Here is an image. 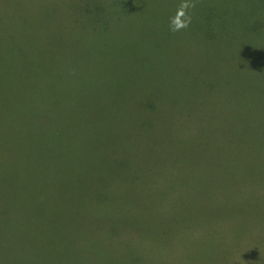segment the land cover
<instances>
[{
    "label": "trees",
    "instance_id": "obj_1",
    "mask_svg": "<svg viewBox=\"0 0 264 264\" xmlns=\"http://www.w3.org/2000/svg\"><path fill=\"white\" fill-rule=\"evenodd\" d=\"M60 1L46 3L52 29L38 24L35 40L20 41L9 30L0 42V264L248 262L211 248V188L196 176L223 170L209 158L219 152L233 156L227 171L264 166V109L242 92L243 38L262 42L264 0L249 16L227 0H190L192 22L175 33L181 0ZM76 5L82 17L67 10ZM192 45L226 49L230 72L195 88L210 103L176 107L191 94L180 63Z\"/></svg>",
    "mask_w": 264,
    "mask_h": 264
},
{
    "label": "rangeland",
    "instance_id": "obj_2",
    "mask_svg": "<svg viewBox=\"0 0 264 264\" xmlns=\"http://www.w3.org/2000/svg\"><path fill=\"white\" fill-rule=\"evenodd\" d=\"M37 1H39V5ZM56 1L55 3L66 5L63 1ZM78 1L80 0H69V3L73 7ZM146 1L149 0H144V2ZM46 3L47 0H0V28L5 27L6 30L3 34L0 31V42L4 41L3 36L9 30L12 31L14 39L20 41L22 36H29L32 40H35L36 35L40 32L37 30L38 24L52 29L51 26L54 24L50 22L49 18L52 20L53 13L56 14V11H50L49 5ZM259 3L260 0H227L229 9H243V13L246 15L248 12V16L253 13L258 14ZM158 5L161 6V3L158 2ZM84 8V6L76 5L75 8H68L67 10H69L71 16L82 17ZM42 14L45 19L42 18ZM47 15H49V18ZM260 18V21L264 23V17L261 16ZM247 25L245 21V26ZM76 33L78 32L75 29L67 32L62 31L61 40H69ZM243 39L245 66L251 75L246 80L244 78L242 92L247 96L248 104L264 109V36L262 42L259 41L249 48H247L249 45L246 44L249 41ZM53 40H55L54 36L43 35L41 37V41L45 43H51ZM183 45L181 44V46ZM198 48L203 51H199ZM214 62L217 64H209ZM229 62L227 50L224 48L220 49L218 46L195 48L192 45L187 56L182 54L180 63L182 73L187 72L184 80H186L191 94L188 97H180L178 100H174L176 107L193 103H197L199 107H202L206 102L210 103V98L207 100L200 99L196 95L195 88L197 89L199 85L201 88L211 87V83H216V80L210 82V76L214 74L218 75L220 81H226V74L230 72ZM198 63L201 65L209 64L208 72L204 71L201 74ZM218 90L220 93L222 92L220 89ZM214 96L217 97L218 95L215 94ZM166 107L165 102H162L161 106H157L160 116L165 113ZM170 147L177 151L182 148L177 142H171ZM135 151L136 148H134L132 142V153ZM209 158L214 163L219 162L223 169L217 171V173L205 171L202 175L196 176L197 179L208 180L205 184L211 188L209 192H206V190L200 192H206L202 196L203 202L207 206V210L203 211V216L208 226L206 227L211 248L221 246L228 252H245L248 262H244V264H264V166L247 167L243 170L229 169L227 171L225 163L233 158L231 154L219 152L218 155L209 156ZM256 158L264 160L263 155H258ZM215 176L218 177L215 178ZM203 189H206L205 186ZM199 198L201 200V197ZM216 221L230 225V235L224 233L223 226L218 229ZM243 239L246 241L245 247ZM247 243L252 245L251 249H247ZM231 258L232 261H228L227 264H238L241 260V258H236V255Z\"/></svg>",
    "mask_w": 264,
    "mask_h": 264
},
{
    "label": "clouds",
    "instance_id": "obj_3",
    "mask_svg": "<svg viewBox=\"0 0 264 264\" xmlns=\"http://www.w3.org/2000/svg\"><path fill=\"white\" fill-rule=\"evenodd\" d=\"M194 7L195 4L191 3L190 0H181L180 5L177 7L176 14L169 18V30L175 33L187 29L192 22L189 9Z\"/></svg>",
    "mask_w": 264,
    "mask_h": 264
}]
</instances>
